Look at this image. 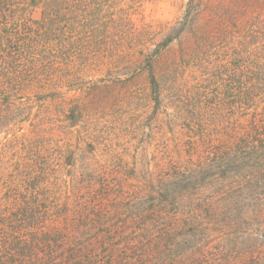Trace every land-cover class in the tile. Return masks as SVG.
I'll return each instance as SVG.
<instances>
[{
  "label": "rangeland",
  "instance_id": "1",
  "mask_svg": "<svg viewBox=\"0 0 264 264\" xmlns=\"http://www.w3.org/2000/svg\"><path fill=\"white\" fill-rule=\"evenodd\" d=\"M111 1L138 30L151 26L142 36L153 42L148 52L188 12L198 15L199 35L183 41L184 53L174 41L153 60L88 72L84 88L65 96L73 112L52 107L40 138L30 122L0 126L2 178L18 159L38 156L50 180L39 235H19L26 255L14 250L9 262L0 229V260L264 264V121H253L263 113L243 115L239 98L242 90L263 95L264 85L253 89L247 60H226L264 42L254 28L264 0ZM29 15L41 19L42 6Z\"/></svg>",
  "mask_w": 264,
  "mask_h": 264
},
{
  "label": "trees",
  "instance_id": "2",
  "mask_svg": "<svg viewBox=\"0 0 264 264\" xmlns=\"http://www.w3.org/2000/svg\"><path fill=\"white\" fill-rule=\"evenodd\" d=\"M112 4L111 0H0V126L13 125L21 130L30 122L31 132L40 138L52 107L60 111L72 107L73 112L76 104H71V99L65 96L84 88L87 83L84 75L88 72H113L122 65V60H153L174 41L180 43V51L184 53L187 46L185 43L183 46V41L191 40V36L196 41L199 35L198 15L188 12L178 25L169 27L154 50L148 52V43L153 42L142 36L152 32L151 26L138 30L126 12L112 13L115 9ZM40 5L42 18L35 20L29 10ZM251 26L255 24L250 23L245 28ZM259 26L263 31L258 33H263L264 19H258L254 28ZM250 45L256 46H244L237 58L226 60L249 62L250 71L256 75L252 81L255 90L264 85V42ZM243 91L239 96L243 115H248L249 110L262 112L261 119L254 117L253 121L254 124L264 121V94L252 92L250 95ZM33 109H37L35 115L39 112L45 115L34 118ZM20 137L31 142L32 136L28 134L22 133ZM16 162L14 170L7 171V178H2L0 168V193L3 192L0 201H6L0 203V208L1 204L5 205L0 210V229L6 230L3 240H7L12 250L9 262L15 260L16 253L11 255L14 250L21 249L19 255H26L24 250L28 247L21 246L19 235L30 233L32 238L28 236L29 239L34 240L50 207L46 205L50 190L47 162H42L38 156L20 158ZM6 207L11 210L2 213ZM44 234L48 235L45 231ZM0 264H3L1 260Z\"/></svg>",
  "mask_w": 264,
  "mask_h": 264
}]
</instances>
